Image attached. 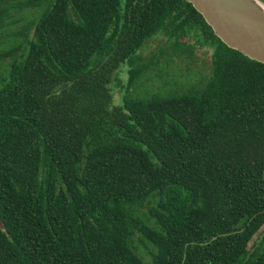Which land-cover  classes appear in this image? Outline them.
Returning a JSON list of instances; mask_svg holds the SVG:
<instances>
[{
    "label": "trees",
    "instance_id": "trees-1",
    "mask_svg": "<svg viewBox=\"0 0 264 264\" xmlns=\"http://www.w3.org/2000/svg\"><path fill=\"white\" fill-rule=\"evenodd\" d=\"M263 227L264 64L186 0H0V264H264Z\"/></svg>",
    "mask_w": 264,
    "mask_h": 264
},
{
    "label": "water",
    "instance_id": "water-1",
    "mask_svg": "<svg viewBox=\"0 0 264 264\" xmlns=\"http://www.w3.org/2000/svg\"><path fill=\"white\" fill-rule=\"evenodd\" d=\"M229 48L264 64V12L261 0H186Z\"/></svg>",
    "mask_w": 264,
    "mask_h": 264
},
{
    "label": "rangeland",
    "instance_id": "rangeland-1",
    "mask_svg": "<svg viewBox=\"0 0 264 264\" xmlns=\"http://www.w3.org/2000/svg\"><path fill=\"white\" fill-rule=\"evenodd\" d=\"M161 45H163V39H161V41L160 39H153L146 42L140 53L143 62L149 63L150 58L153 56L159 57L158 49ZM211 54L212 51L209 49L196 48L193 51L192 60L186 58L178 61L174 58V64L171 65L172 67L167 66L165 62L160 59L158 66L149 68L148 71L144 72V77L138 83L137 94L139 96H145V94L149 92L168 91L173 85L182 89L186 87V84L195 83L200 78L209 74ZM122 69L123 72L119 73L118 80L113 81L110 85L113 104L115 106L121 104L124 91L123 87H125L128 80V75L126 73L128 69L127 66H124ZM258 234H256L253 241L258 237ZM251 244L252 242L250 245Z\"/></svg>",
    "mask_w": 264,
    "mask_h": 264
},
{
    "label": "bare ground",
    "instance_id": "bare-ground-1",
    "mask_svg": "<svg viewBox=\"0 0 264 264\" xmlns=\"http://www.w3.org/2000/svg\"><path fill=\"white\" fill-rule=\"evenodd\" d=\"M257 5L262 9V11L264 12V5H262L261 3H257Z\"/></svg>",
    "mask_w": 264,
    "mask_h": 264
}]
</instances>
